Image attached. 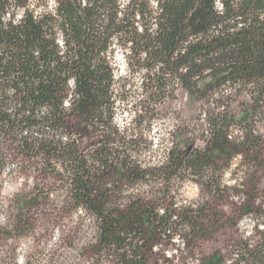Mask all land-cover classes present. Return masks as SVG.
<instances>
[{
    "label": "trees",
    "instance_id": "trees-1",
    "mask_svg": "<svg viewBox=\"0 0 264 264\" xmlns=\"http://www.w3.org/2000/svg\"><path fill=\"white\" fill-rule=\"evenodd\" d=\"M138 74L145 94L136 104L139 124L180 88L191 103L215 104L207 110L205 148L179 136L156 168L121 154L123 146H137L135 137L124 140L115 118ZM244 92L253 101L235 117L230 104ZM263 108L264 0H0V137L44 174L65 178L73 206L96 218L91 256L100 262L113 255L101 264H159L153 248L162 235L195 247L171 228L187 224L202 237L208 229L198 211L134 196L121 204V190L156 172L166 179L187 171L205 176L240 147L255 151L263 138L253 117ZM237 120L244 134L235 142L230 127ZM85 137L97 138L93 151L81 150ZM40 194L21 196V209L37 205ZM254 198L247 197L245 212ZM203 264H264V239L247 241L230 262L217 252Z\"/></svg>",
    "mask_w": 264,
    "mask_h": 264
},
{
    "label": "rangeland",
    "instance_id": "rangeland-1",
    "mask_svg": "<svg viewBox=\"0 0 264 264\" xmlns=\"http://www.w3.org/2000/svg\"><path fill=\"white\" fill-rule=\"evenodd\" d=\"M116 63L119 74H127L122 52L117 53ZM135 81L132 96L125 105L121 104L115 118L124 140L137 139L134 149L129 145L121 148L122 155L131 154L144 167L156 168L166 163L179 136L193 148L206 147L211 134L207 110L215 104L191 103L186 90L180 88L139 124L136 104L145 94L139 74ZM252 101L248 92L242 93L230 104L231 113L239 117ZM253 118L256 133L263 138L255 151L242 146L239 154L220 161L218 168L205 176L187 171L166 179L156 172L144 180L124 184L119 203L133 196L146 202L156 200L162 207L176 203L198 211L197 220L208 229L202 237H193L187 224L173 225L172 232L181 231L195 247H184L179 235L171 239L162 235V242L153 248L159 264H203L206 257L217 252L230 262L247 241L257 245L264 239V108ZM243 127L241 120L232 123L233 141L242 139ZM96 140L85 137L81 150L93 151ZM188 145L183 146L185 150ZM56 165L63 169L61 164ZM57 175L44 174L39 166L22 160L14 147L0 137V264H101L113 258L104 255L99 262L91 256L96 218L86 209L73 206L68 182ZM253 185L257 186L255 192L251 191ZM38 193L42 197L37 205L21 209V196L30 198ZM251 194L255 195L252 211L245 212L244 205ZM21 215L23 222L17 227ZM164 256L171 262L166 263Z\"/></svg>",
    "mask_w": 264,
    "mask_h": 264
}]
</instances>
